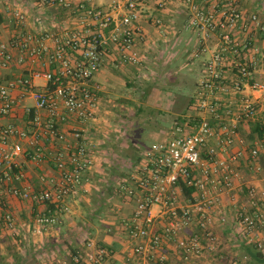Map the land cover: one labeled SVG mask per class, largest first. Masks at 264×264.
Masks as SVG:
<instances>
[{
	"label": "built area",
	"instance_id": "obj_1",
	"mask_svg": "<svg viewBox=\"0 0 264 264\" xmlns=\"http://www.w3.org/2000/svg\"><path fill=\"white\" fill-rule=\"evenodd\" d=\"M35 1L39 7L59 12V24L52 27L54 31L21 33L8 43H0L2 68L12 60L26 67L24 75L0 85V119L8 116L14 105L10 90L20 88L21 96L32 101V107L26 110L30 119L25 128L11 124L0 127V224L9 231L13 217L4 195L32 203V221L39 227L37 231L69 211L67 199L82 191L96 164L99 144L90 130L95 131L100 118L101 100L100 88L92 78L109 56L119 63L138 65L135 43L144 40L139 21L144 17L145 0H109L105 5H95L91 0ZM180 1L187 26L196 32L201 44L193 56L204 57L192 101L197 115L185 118L184 122L174 120L168 138L145 147L129 178L117 186L119 192L135 197L127 225L133 238L145 240L132 250L141 256L192 223L200 232L192 231L177 239L176 244L185 256L198 255L202 232L208 226L207 209L218 201L212 191L229 189L232 179L237 177L233 165L242 152L236 151L226 159L218 158L217 152H225L232 145L235 121L251 118L255 107L250 98L243 96L239 113L232 116L233 121L224 122L221 114L229 116L231 111L219 113L218 103L212 100L216 91L226 85L223 68L226 66L232 73L229 89L234 93L241 94L244 88L264 93V83L253 77V62L244 56L250 48L246 32L264 31L257 15L244 13L233 0ZM153 2L158 9L165 4V0ZM15 18L19 26L24 24L23 14H16ZM40 19L37 16L33 21L39 24ZM155 23L159 24L157 20ZM236 28L240 37L234 36ZM36 61L47 69L32 68ZM36 79L44 85L33 86ZM71 121L78 127L64 130L62 127ZM213 121L220 123L219 129H215ZM21 154L36 163L47 162L53 171L50 176L38 177L36 189L20 186L24 174L14 159ZM256 155L255 148L249 151L250 158ZM179 183L195 190V202L183 207L175 204ZM260 197L264 199V191ZM236 217L250 237L262 223L261 215L248 214L244 209L237 211ZM87 247L94 248L87 255L89 264H100L107 257L105 249L93 247L92 243Z\"/></svg>",
	"mask_w": 264,
	"mask_h": 264
},
{
	"label": "crops",
	"instance_id": "obj_2",
	"mask_svg": "<svg viewBox=\"0 0 264 264\" xmlns=\"http://www.w3.org/2000/svg\"><path fill=\"white\" fill-rule=\"evenodd\" d=\"M91 1L95 5L109 2L105 0L97 4ZM233 1L244 13L256 14L264 27V0ZM16 14L25 16L22 26L16 23ZM37 16L41 17L39 24L33 21ZM59 19V12L39 7L35 0H0V43H8L21 33L36 34L41 29L53 32L52 27L59 24ZM139 25L144 35L142 43H135L139 64L119 63L109 56L93 76L92 82L100 88V100L161 101L162 106L158 105L157 112L162 115L164 124H158L155 130L157 134L166 136L174 120L197 115L190 100L195 97L202 73L204 57L193 56L201 44L196 32L187 26L186 12L180 0H165L161 9L155 7L153 0H145L144 17ZM233 33L234 36H241L237 28ZM246 34L250 48L244 56L253 62L254 79L264 83V31L250 29ZM31 66L34 69H47L41 68L37 61ZM25 69V65L15 60L5 68L0 66V85H7L24 75ZM223 69L226 85L224 89L216 91L215 99L212 100L218 103L219 113L226 109L231 111L229 116L221 114L224 122L233 121L232 116L239 113L243 96L253 101L255 113L251 118L242 117L235 121L236 136L232 145L225 152H217V157L221 159H226L236 151H241L242 156L233 165L237 177L232 179V186L212 191V194H217L218 201L207 209L208 226L201 231L202 249L198 255L185 256L176 244L177 239L188 236L192 231L200 232L195 223L182 229L174 238L162 239L151 252L142 256L133 254L136 245L145 243V240L133 238L127 225L134 210L135 197L118 191V183L123 179L112 181V163L107 157L101 158L97 148L96 164L88 175V182L83 185L81 192L67 199L69 211L57 215L53 224L40 227L37 231L39 227L32 221L35 215L32 203L4 195L13 217V228L9 231L0 224V264H89L87 255L93 253L94 248L87 247L88 243L107 251V257L100 264H230L232 261L237 264H264V199L260 197V192L264 191V130L262 138H258V132L255 131H260L258 125L264 129V93L252 92L247 88L241 94L234 93L229 89L232 73L226 66ZM135 82H142L140 89L135 87ZM130 83L133 86L127 91V96L119 95L120 86ZM32 85L42 87L44 82L36 79ZM135 91L139 92V96L136 95L138 98L133 94ZM9 93L15 102L10 114L0 119V127L11 124L25 128L30 119V112L26 110L32 107V101L28 96H21L20 88H14ZM182 99L185 111L181 108ZM213 123L215 129H219L220 123ZM76 127L78 125L71 121L62 128L68 131ZM90 135H93L91 130ZM249 135L255 138L251 140ZM22 147L25 149V145ZM254 148L257 155L250 158L249 151ZM14 163L24 174L20 186L30 185L36 189L40 175L53 174L47 162L36 163L22 154L14 159ZM195 196L192 193L189 198H185L181 190L176 188L175 204L186 206L195 202ZM240 209L262 217V223L251 237L238 223L236 214ZM255 253L258 256H254Z\"/></svg>",
	"mask_w": 264,
	"mask_h": 264
},
{
	"label": "rangeland",
	"instance_id": "obj_3",
	"mask_svg": "<svg viewBox=\"0 0 264 264\" xmlns=\"http://www.w3.org/2000/svg\"><path fill=\"white\" fill-rule=\"evenodd\" d=\"M94 1L101 4L105 0ZM140 83L135 82V87L140 89ZM131 86V83L121 85L119 95L127 96ZM138 93L133 94L139 96ZM182 102L180 105L185 111L183 99ZM160 103L158 99H101L100 118L92 138L99 144L101 158L107 157L112 163V181L129 177L142 150L153 142L168 138L155 130L158 124H164L162 115L157 112L158 105L162 106Z\"/></svg>",
	"mask_w": 264,
	"mask_h": 264
},
{
	"label": "trees",
	"instance_id": "obj_4",
	"mask_svg": "<svg viewBox=\"0 0 264 264\" xmlns=\"http://www.w3.org/2000/svg\"><path fill=\"white\" fill-rule=\"evenodd\" d=\"M191 101H193V99L190 100V103H191ZM178 121L179 122H184L185 121V118L180 117V119H178ZM257 127L260 128V131H258V129H255V131L257 130V132H258V138H262V132H263L262 130H264V129H262L259 125ZM253 138H255V137H253L252 135H249V139L252 140ZM179 184H180L179 185L180 186L179 188H180V190L182 192V195L185 198H189L192 193H195V190L192 187H186L182 183H179ZM192 201L193 200L190 198V202H192ZM257 254L255 253L254 256H258Z\"/></svg>",
	"mask_w": 264,
	"mask_h": 264
}]
</instances>
